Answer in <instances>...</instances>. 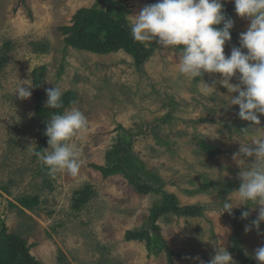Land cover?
I'll use <instances>...</instances> for the list:
<instances>
[{
	"label": "rangeland",
	"instance_id": "rangeland-1",
	"mask_svg": "<svg viewBox=\"0 0 264 264\" xmlns=\"http://www.w3.org/2000/svg\"><path fill=\"white\" fill-rule=\"evenodd\" d=\"M95 2L0 0V229L5 225L20 235L41 264H170L156 239L148 247L125 234L150 227L154 207L169 204L165 194H173L176 206L203 207L200 214L168 211L156 222L175 264H207L217 246L225 247L235 264H248L235 239L258 264L254 252L264 245V223L260 234L255 227L245 232V226L256 219L259 206L241 205L231 214L218 207L238 190L241 168L254 162L240 154L244 165L234 155L240 143L264 134V115L259 125L240 119L239 106L231 105L238 93L219 83L220 74L205 73L203 81L215 90L199 91L200 78L179 73L177 50L156 45L140 64L124 50L95 53L68 46L60 27ZM157 2L129 0L128 25L144 6ZM232 21L237 41L226 42V56L239 47L240 33L250 23L236 12ZM238 77L230 82L239 84ZM20 85L31 91L30 98L16 95ZM54 87L66 103L39 118L46 89ZM73 107L88 121L87 131L70 141L82 164L75 176L64 171L53 177L34 153L49 147L44 133L50 116ZM119 145L130 147L129 171L161 192L141 193L122 173L104 177L94 167L109 165L108 155ZM82 193L86 200L77 202ZM22 195L40 202L21 209ZM244 211L250 212L247 219L241 218ZM232 215L241 223L237 234Z\"/></svg>",
	"mask_w": 264,
	"mask_h": 264
},
{
	"label": "clouds",
	"instance_id": "clouds-1",
	"mask_svg": "<svg viewBox=\"0 0 264 264\" xmlns=\"http://www.w3.org/2000/svg\"><path fill=\"white\" fill-rule=\"evenodd\" d=\"M231 2L237 16L248 19L250 23L246 32L240 33L239 47H232L227 56L224 46L231 40L230 30L234 22L223 12L224 0H158L132 16L131 36L134 41L145 45L155 43L165 49L177 50L179 73L193 81L200 78L198 90L201 92L215 90L214 86L203 81L205 73L220 74L222 79L219 83L229 93H238L231 96V105L239 106V118L259 125V117L264 115V0ZM221 24L222 27H217ZM237 73L240 83L233 84L230 81ZM31 94L22 85L16 91L20 99H28ZM46 95L47 108L63 107L59 87L46 89ZM87 128V118L75 107L50 116L44 133L49 147L44 152L34 153L50 176L64 171L73 176L78 174L82 161L70 141L85 133ZM240 154L254 158V162L241 168L238 190L231 192V198L219 204L218 209L221 213L231 214L233 208L241 205L250 209L259 206L256 219L245 226V232L255 227L260 234V225L264 223V134L250 143H240L239 153L234 158L245 165L239 159ZM249 215V211H244L241 218L247 219ZM254 258L258 264H264V245L255 250ZM207 264H235V261L225 247L217 246Z\"/></svg>",
	"mask_w": 264,
	"mask_h": 264
},
{
	"label": "trees",
	"instance_id": "trees-1",
	"mask_svg": "<svg viewBox=\"0 0 264 264\" xmlns=\"http://www.w3.org/2000/svg\"><path fill=\"white\" fill-rule=\"evenodd\" d=\"M95 4L88 8L80 9L73 18L71 25L60 27L62 33L66 36L65 41L68 46L85 49L95 53H111L124 50L135 56L139 63L142 64L154 51L157 44L148 43L147 45L133 40L131 36V26L128 25L126 19V11L129 0H95ZM101 6V7H100ZM223 12L227 19L232 20V15L235 12V7H230L224 0ZM223 26V25H222ZM217 26V27H222ZM231 41H237L234 33V27L230 30ZM199 79V78H198ZM39 86V83H38ZM40 96V92L36 91V97ZM63 104L66 103L62 99ZM61 110V108H59ZM39 118L49 113L46 107L37 109ZM129 146H117L109 153V165H94V167L108 177L117 173H122L126 179L139 192L149 193L151 191L161 192V188L153 187L148 183H142L128 169L125 153L129 150ZM44 146L41 145L38 149L43 152ZM165 194V193H164ZM170 198L169 204H164L163 207H154L150 217V227L142 230H128L125 238L128 241H145L148 247H151L153 240H157V244L162 246L169 255L170 264H175L172 260V250L167 244L164 237L159 232V227L156 224L158 218L168 211L177 213L200 214L201 206L179 207L175 205L176 197L173 194H165ZM86 200V195L81 194L77 202ZM21 209H33L40 199L38 196L22 195L17 199ZM12 206H16L11 203ZM235 226V232L239 231L241 223L236 221L232 215ZM152 229L154 232H152ZM155 236H154V235ZM238 239H235V246L245 257L248 264H254L244 253L243 248L239 245ZM0 264H41V262L31 253V245L28 244L20 235L9 233L7 226L3 225L0 229Z\"/></svg>",
	"mask_w": 264,
	"mask_h": 264
}]
</instances>
